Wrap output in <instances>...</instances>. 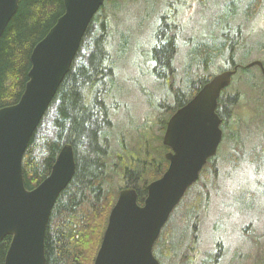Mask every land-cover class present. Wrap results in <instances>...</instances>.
<instances>
[{
	"label": "rangeland",
	"instance_id": "rangeland-1",
	"mask_svg": "<svg viewBox=\"0 0 264 264\" xmlns=\"http://www.w3.org/2000/svg\"><path fill=\"white\" fill-rule=\"evenodd\" d=\"M107 6L117 89L106 101L116 106L110 108L113 125L106 130L105 140L111 152L107 162L110 167L114 166L112 168L118 174L115 183L120 188L125 186L126 169H139L144 177L142 183L148 179V162H158V168V165H165L167 150L162 144V136L169 116L164 107L173 103V95L166 92L164 83L150 74L152 64L148 58L151 31L159 24V13H164L166 21H171L178 29L179 49L174 65L175 86L179 89L190 91L199 75L194 73L193 49L205 44L215 52L213 56L216 57L203 73L214 75L228 67L226 47L229 42L226 39L237 38L234 40L243 42L234 55V62L241 67L220 95V98L224 97L222 141L214 162L205 166V172L201 173L195 186L185 195L183 204L172 214L167 225L171 228L165 230L164 236L168 242L175 243L176 248L172 258L170 254V258L162 255L166 257L163 258L166 264H201L205 256L203 253L202 257L196 256L192 244L194 246L199 239L202 252L211 249L209 252L213 254L214 243L221 236L218 232L221 231L227 241L229 228H233L236 235L242 232L240 227L245 222H241V216L261 217L256 221L258 224L261 221L259 232L262 233L264 152L260 150L264 144V78L257 66L243 67L255 60L264 65V0H114ZM96 29L97 24L93 23L91 32ZM91 32L79 52L78 62H83L89 52ZM233 98L235 101L231 104ZM54 117L55 107L52 106L36 130L33 150L38 159L43 154L40 137L54 139L56 136ZM253 157L256 158L252 161ZM118 161L121 168L115 165ZM198 194L200 196L195 197ZM237 195L257 198L246 199L248 209L238 213L237 207L231 204ZM182 211L192 213L181 217ZM196 215L198 222H194ZM215 221L218 223L217 232L212 230ZM257 235L261 239L258 264H264V238ZM255 248H249L250 259L254 258V252H251ZM231 250L220 258L221 261L230 259ZM236 262L256 264L248 260L244 251L240 252Z\"/></svg>",
	"mask_w": 264,
	"mask_h": 264
},
{
	"label": "water",
	"instance_id": "water-1",
	"mask_svg": "<svg viewBox=\"0 0 264 264\" xmlns=\"http://www.w3.org/2000/svg\"><path fill=\"white\" fill-rule=\"evenodd\" d=\"M104 1L63 0L64 12L30 53L28 80L18 101L0 108V241L11 236L4 264H46V227L74 174L73 147L61 145L49 174L31 190L24 185L22 159ZM17 8L18 0H0V37ZM255 65L264 73L258 60L246 67ZM237 69L213 75L170 115L162 137L169 148L167 169L146 185L142 204L135 188L119 189L93 264H160L153 246L172 210L217 152L223 135L218 98Z\"/></svg>",
	"mask_w": 264,
	"mask_h": 264
},
{
	"label": "trees",
	"instance_id": "trees-1",
	"mask_svg": "<svg viewBox=\"0 0 264 264\" xmlns=\"http://www.w3.org/2000/svg\"><path fill=\"white\" fill-rule=\"evenodd\" d=\"M113 1L105 0L93 16L73 63L48 107H55V138L40 137L43 154L38 159L33 150L38 125L23 155L24 185L26 189L31 190L49 174L61 145L68 142L73 147L74 174L56 199L46 227V264H93L109 212L120 189L115 183L118 174L113 169L114 166L110 167L107 162L111 152L105 140L106 130L113 125L110 108L116 106L107 104L106 101L117 89L111 52L112 28L107 6L108 2ZM63 12V0H18L17 11L0 37V108L18 101L28 80L29 56L34 45L45 36ZM157 19L159 24L151 31V47L148 50V58L152 64L150 74L164 83L166 92L173 95V103L164 107L166 114L170 116L213 76L211 73H203L216 56H213L215 52L205 44L193 49L194 73H199L194 80L195 85L190 91L177 88L174 59L179 49L178 29L171 21H166L162 12ZM93 23L97 24V29L91 32ZM90 32L89 52L83 62H78L79 52ZM226 41L229 42L226 47V69H231L236 65L234 55L243 42L229 39ZM223 98H219V107ZM218 113L221 116L219 109ZM260 151L264 152V144ZM157 164L158 162H148V179L142 183L144 177L139 169L134 167L125 170V186L136 189L140 204L146 194L147 182L158 178L166 169V161L162 167L158 165V168ZM115 165L121 168L119 161ZM204 169L205 167L201 173ZM184 198L176 208L183 204ZM165 230L166 225L153 247L157 258L161 253L169 258L171 255L172 258L176 248L175 243H170L168 248H165ZM10 239L11 236H6L0 241V264H4Z\"/></svg>",
	"mask_w": 264,
	"mask_h": 264
},
{
	"label": "flooded vegetation",
	"instance_id": "flooded-vegetation-1",
	"mask_svg": "<svg viewBox=\"0 0 264 264\" xmlns=\"http://www.w3.org/2000/svg\"><path fill=\"white\" fill-rule=\"evenodd\" d=\"M235 34H237V33H235ZM234 39H237V38H234ZM234 39H229V41H233ZM263 63V62H262ZM237 65V64H236ZM238 66H240V65H238ZM241 67V66H240ZM239 68V67H238ZM244 68V67H243ZM259 68V71H260V73H261V76L264 78V73H263V71L260 69V67H258ZM197 91V90H196ZM195 91V92H196ZM195 94V93H194ZM193 94V95H194ZM192 95V96H193ZM191 98V97H190ZM233 101H235V98H233L232 99V103L231 104H233L234 102ZM187 102V101H186ZM185 102V103H186ZM218 105H219V103H218ZM228 106H230V105H228ZM220 111H221V116H220V118H221V125H220V127H221V129H222V127H223V125H224V123H225V120H223L224 118H223V110H222V105L218 108ZM229 110H230V108H229ZM219 114V113H218ZM222 132H223V129H222ZM164 146V145H163ZM165 147V149L167 150L166 152H168L169 151V148L168 147H166V146H164ZM166 152H165V154H166ZM216 158V154L214 155V156H212V157H210V158H208L207 159V161H206V163L204 164V166H203V168L206 166V165H208V163H212V162H214V159ZM256 157H253L251 160L253 161L254 159H255ZM166 161V169H167V167H168V164H169V162L167 161V160H164V162ZM151 164H153V163H151ZM202 168V169H203ZM165 169V170H166ZM164 170V171H165ZM163 171V172H164ZM205 172V169H204V171L202 172V174ZM162 175V174H161ZM160 175V176H161ZM200 175H201V172H200V174H199V177H200ZM159 176V177H160ZM195 184H196V182L195 183H193L191 186H189V188L187 189V191L185 192V193H188L189 192V190L193 187V186H195ZM198 196H200L199 194L198 195H196L195 197H198ZM262 195H260V197H261ZM207 198V197H206ZM255 199V198H257V197H254V196H252V198H248V197H244V196H241V195H237L235 198H234V200H232L231 201V204L233 203L234 205L233 206H236L237 207V211H238V213H239V211H246L247 209H248V206H247V204H246V199H248V200H252V199ZM191 200L192 199H190V202H189V205L191 204ZM206 200H208V198L206 199ZM225 202H228L227 200H225ZM253 203H254V200L252 201V204L250 205V207H252V205H253ZM176 210V209H175ZM175 210H173V212H171V215L169 216V218H168V221H167V224H166V229L167 230H170V225L169 226H167L168 225V223L170 222V219H172V214L175 212ZM190 211H182V213H181V217H186V215L189 213ZM190 213H192V212H190ZM195 215V214H194ZM191 216V214L189 215V217ZM200 217L202 218V216L200 215ZM196 219H194V222H198L199 220H198V215H196V217H195ZM220 218V216L218 217V219ZM241 218H243V221L241 220V222H245V224H244V226L242 227H240V229H241V231L242 232H238L237 234L238 235H236L235 233H234V231H232V229L233 228H229L228 230H229V233H230V238H229V240L227 241V240H225L224 238H223V235H222V232L220 231V232H218V233H220L221 234V236L219 237V239L214 243V250H215V252L212 254V253H210L209 251H211V249H209V250H205V251H203L202 252V249L200 248V245H202V243L201 242H199V239L196 237V239H198V240H196L195 241V243H194V246H193V244H192V246L191 247H193L194 248V250L196 251V256H200V257H202V253H203V255L205 256V259L204 260H202V263L201 264H224V263H226V262H228L227 264H237V262H236V258L240 255V252L241 251H244L247 255H248V260H251L253 263H256V264H258V261H259V254L261 253V251H260V243L259 242H261V239L260 238H258V235L257 234H259V235H261V238L263 237L264 238V226L262 227V233L261 232H259V227H260V224H261V221H260V223L258 224V221H256V219H261V217H257V218H251V217H244V216H241ZM217 222H219L218 220H216ZM216 221L213 223V226H212V230H215L214 232H217V227H218V223L216 224ZM215 224H216V226H215ZM257 234H256V233ZM170 233H171V231H170ZM223 233H225V232H223ZM229 233H226V236H228L229 235ZM235 239V240H234ZM238 241V242H237ZM256 241H258V242H256ZM167 242V244H165V248L167 249L168 248V246H169V243H171V242H168V241H166ZM232 246H233V248H232ZM256 246V248L255 249H253L252 250V252L251 253H253L254 252V258L253 259H250L249 258V248H253V247H255ZM230 249H232L231 251V253L228 255L229 256V258L230 259H224L223 261H221V259L222 258H224V256L227 254V253H229V250ZM199 253V254H198ZM163 254L161 253L160 254V257L159 258H157V260L159 261V263L160 264H166V262L164 261V259L163 258H166V257H163L162 256ZM210 255H212V259L210 260L209 259V257H210ZM222 257V258H221ZM168 258V257H167ZM221 258V259H220ZM186 259V258H185ZM188 259H186V261H187ZM229 260V261H228ZM221 261V263H219Z\"/></svg>",
	"mask_w": 264,
	"mask_h": 264
}]
</instances>
